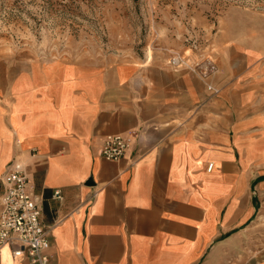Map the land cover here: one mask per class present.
<instances>
[{
    "label": "crops",
    "instance_id": "1",
    "mask_svg": "<svg viewBox=\"0 0 264 264\" xmlns=\"http://www.w3.org/2000/svg\"><path fill=\"white\" fill-rule=\"evenodd\" d=\"M229 57L209 76L142 60L0 61V195L20 161L53 264H264V112L251 56ZM131 133L125 158L100 155L107 136ZM0 264L29 262L5 245Z\"/></svg>",
    "mask_w": 264,
    "mask_h": 264
},
{
    "label": "rangeland",
    "instance_id": "2",
    "mask_svg": "<svg viewBox=\"0 0 264 264\" xmlns=\"http://www.w3.org/2000/svg\"><path fill=\"white\" fill-rule=\"evenodd\" d=\"M234 49L264 112V0H0V61H179L209 76Z\"/></svg>",
    "mask_w": 264,
    "mask_h": 264
},
{
    "label": "built area",
    "instance_id": "3",
    "mask_svg": "<svg viewBox=\"0 0 264 264\" xmlns=\"http://www.w3.org/2000/svg\"><path fill=\"white\" fill-rule=\"evenodd\" d=\"M179 63L172 66L180 67ZM209 90L218 93L211 86ZM137 139V133L109 135L104 140L100 155L108 161H120L134 149ZM212 168L213 165H210L209 170ZM3 187L0 195V247L10 246L14 257H26L29 264H53L49 254V229L41 219L42 197L35 191L24 164L15 161L9 166ZM54 196L62 199L60 191Z\"/></svg>",
    "mask_w": 264,
    "mask_h": 264
}]
</instances>
